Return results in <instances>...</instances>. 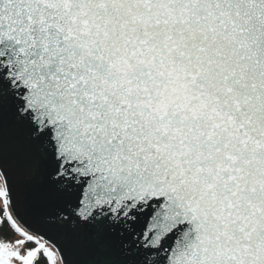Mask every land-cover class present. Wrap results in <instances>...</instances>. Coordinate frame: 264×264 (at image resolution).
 I'll use <instances>...</instances> for the list:
<instances>
[{"label": "water", "instance_id": "95a60500", "mask_svg": "<svg viewBox=\"0 0 264 264\" xmlns=\"http://www.w3.org/2000/svg\"><path fill=\"white\" fill-rule=\"evenodd\" d=\"M0 172L62 264H264V0H0Z\"/></svg>", "mask_w": 264, "mask_h": 264}, {"label": "trees", "instance_id": "16d2710c", "mask_svg": "<svg viewBox=\"0 0 264 264\" xmlns=\"http://www.w3.org/2000/svg\"><path fill=\"white\" fill-rule=\"evenodd\" d=\"M6 198L7 195L0 197V244L12 245L13 256L19 255L18 259L26 264H51L44 247L40 245L41 241H46L26 230L15 219L9 203H3ZM26 252L27 256L22 255Z\"/></svg>", "mask_w": 264, "mask_h": 264}, {"label": "rangeland", "instance_id": "374dc122", "mask_svg": "<svg viewBox=\"0 0 264 264\" xmlns=\"http://www.w3.org/2000/svg\"><path fill=\"white\" fill-rule=\"evenodd\" d=\"M6 195V187L5 183L3 181V177L0 173V197L4 198ZM8 199H3V203H7ZM44 247L45 252L47 253L50 263L51 264H62L60 255L56 249L55 246H53L50 243L46 242H40V245ZM12 245L7 244H0V264H26L22 260L18 259L19 255L13 256V252H11ZM24 256H27L28 253L22 254Z\"/></svg>", "mask_w": 264, "mask_h": 264}]
</instances>
